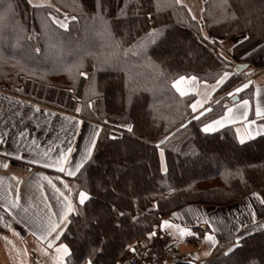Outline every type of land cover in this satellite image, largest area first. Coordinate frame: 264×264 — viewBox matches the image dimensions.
Masks as SVG:
<instances>
[{
	"label": "trees",
	"instance_id": "16d2710c",
	"mask_svg": "<svg viewBox=\"0 0 264 264\" xmlns=\"http://www.w3.org/2000/svg\"><path fill=\"white\" fill-rule=\"evenodd\" d=\"M34 5L0 0V51L1 42H8L21 52L5 50L6 59L0 56V86L102 124L90 161L71 177L73 203L78 190L91 198L78 206L81 215L72 214L62 237L71 241L68 264H83L90 251L101 247L95 264H121L130 247L169 213L191 204L229 205L253 192L264 197V136L239 145L232 126L211 134L200 131L201 123L224 114L232 97L222 94L244 82L245 74L235 72L219 87L211 111L199 121L192 120L190 107L196 95L180 96L172 87L181 75L214 82L233 70L219 55L218 38L248 33L249 39L234 48L235 57L252 48L263 32L264 0H205L202 19L195 21L174 0H102V8L98 0ZM55 17H68V29L53 24ZM202 25L216 43L202 39ZM154 29L157 42L147 44V58L127 51L142 40L147 43ZM37 47L41 52L33 51ZM237 96L252 97V89ZM125 124L132 125L131 132L120 127ZM161 149L166 172L161 171ZM121 154L128 166L115 161ZM196 229L203 233V227ZM249 229L227 257L224 246L233 240L223 241L205 261L171 264H264V229Z\"/></svg>",
	"mask_w": 264,
	"mask_h": 264
},
{
	"label": "crops",
	"instance_id": "0c3cea01",
	"mask_svg": "<svg viewBox=\"0 0 264 264\" xmlns=\"http://www.w3.org/2000/svg\"><path fill=\"white\" fill-rule=\"evenodd\" d=\"M40 1L37 3L32 2V4H46L45 0ZM204 2L205 0H183V4L187 5L188 9H191V14L195 15L198 20L202 19L203 11L201 9L204 8ZM263 26L260 28L263 29L260 34V40L239 57L234 56L233 50L239 44L247 41L243 40V37H249L248 33H242L230 38H218L219 53L222 52L223 57H226L233 64V70L226 71L229 73V77L236 72L235 67L237 64L247 65L242 71L246 76V80L241 84L247 83L249 80L252 81L247 88L252 89V97L244 99L249 100L248 119H255L258 124L264 123V121L255 116V109L258 104L264 108ZM202 29L203 34L212 37L205 25H202ZM229 49L232 50L229 51ZM246 53L249 54L246 55ZM0 56L2 59H6V51L1 50ZM215 82L199 81L197 79L194 82L185 81L181 87L185 89L186 94L195 93V102L200 100L203 108L209 109L210 105L214 103L215 92L221 86L216 87ZM214 87L215 91H213ZM228 92L222 94V97H229L227 95ZM241 100L243 99L233 100L232 96L227 105V108L233 109V114L236 117H239L243 111ZM37 108L39 111H36ZM203 108L199 110L202 111ZM70 120L71 122H69ZM77 120L82 121L78 129L75 123ZM229 126H232L234 130L238 127L242 128V121L238 119L236 124H229ZM101 127L96 122L47 107L40 102L13 94L7 91L4 86H0V136L8 133L4 137L5 143L0 144V264H54L56 255L54 248L48 249L47 241L40 237L46 234L44 222L50 216L47 206H51L52 212H60L62 204L57 198L58 194L43 177L50 178L52 183L57 188L65 191L66 194H68L67 190L63 188L61 181L69 183L70 186L72 185L73 191L75 183L74 181L70 183L71 177L59 173L56 169L45 168L43 160L39 164H33L30 161L33 158L40 159L38 153L49 148L55 150L50 153L55 159L59 150L66 148L69 142H72L73 147L76 148V151L71 154L72 157L79 159L83 149L88 145L94 130L96 128L101 130ZM20 132H24L23 138L20 137ZM33 139L40 146L39 149L32 145ZM6 152L12 153V155H4ZM17 154L22 159H15ZM4 162L9 164L7 169L2 167ZM13 176L16 177L15 180ZM57 177L60 179H57ZM73 191L70 193L71 196ZM17 193L20 196V207L12 208L11 205L16 199ZM261 198L264 197L261 196ZM248 205H251V209H249ZM25 208L27 212L24 211ZM5 209L9 210L6 211ZM253 210L257 214V221L264 223V206L259 204V201L252 196V193L228 206L188 205L163 216L161 221L169 220L171 224L180 228H189L196 235H185L181 239L179 231L175 227L165 228L162 231L172 234L176 239L178 245L176 260L187 259L192 262H201L209 259L216 249V247H210L209 242L203 239L204 234L211 233L215 235L219 244L222 240L221 238L233 236V232L237 229L245 230L240 227L241 223L246 225L247 229L251 228L250 211ZM173 213L176 215L173 216ZM51 218L55 219V217ZM205 219L209 221L211 227L203 223ZM199 226L203 227V233L196 229ZM151 240L145 237L140 243L147 244ZM42 249L46 250L47 254ZM205 252H209L210 255H204Z\"/></svg>",
	"mask_w": 264,
	"mask_h": 264
},
{
	"label": "snow or ice",
	"instance_id": "6c2138e0",
	"mask_svg": "<svg viewBox=\"0 0 264 264\" xmlns=\"http://www.w3.org/2000/svg\"><path fill=\"white\" fill-rule=\"evenodd\" d=\"M174 2L177 5H181L183 7H187V5H183V0H174ZM29 3H32V0H29ZM98 4H100L101 8H102V0H98ZM43 5H34V7H42ZM51 6V5H50ZM58 11V9H57ZM189 13H191V9H188ZM201 11H203V9H201ZM234 16V13H233ZM148 18L151 19V13L148 14ZM67 19V18H66ZM70 19L72 20H76L77 17L76 16H72L70 17ZM191 19L192 20H196L197 17L195 15H191ZM53 24H56L59 26V28L61 29H65L67 30L69 25L64 22L61 21L60 19H53L51 21ZM201 34H202V39L204 41H209L211 43H216L215 40H213L211 37H209L206 34H203V29L200 30ZM148 41L147 43L145 41H140L139 43H137L135 45L134 48H130L127 51L131 52V55L133 56H139V57H145L147 58V52H146V47L147 44H155L157 41L156 39H152L153 37H157V31L154 29L151 32L148 33ZM31 38V37H29ZM249 39L248 36H244L243 40H247ZM222 43V42H221ZM233 47H235V45H233ZM232 49H229V51H231ZM36 53L41 52L40 48H35L33 50ZM249 53H246V55H248ZM219 55L222 57L223 53H219ZM225 60L227 59L226 57L224 58ZM79 75L82 77H86L87 73L80 71ZM229 78V73L228 72H224L219 79L216 80L215 85L216 87H219L220 85H223L225 83V81ZM197 77L195 76H178V78L174 79L172 82V87L175 88V90L180 94V96H184L186 94L185 89L181 87V85L185 82V81H196ZM252 83V81H248L247 83H243L238 87H235L232 91H229L227 93V95L229 97L235 96L237 93H241L244 89H247L249 87V85ZM213 91H215V87L213 88ZM88 107L91 108L92 104L91 102H89ZM193 116H192V120H196L199 121L200 117L204 116L205 112L211 111V109L208 108H203V105L201 103L200 100H197L195 103L190 105ZM233 107H235V105H233ZM203 108L202 111H200L199 109ZM241 108L243 109V111L241 112L239 117H236L233 114V109L232 108H227L226 111L224 112V114L222 116H220L217 119H213L210 120L207 123H201L200 125V131L205 133V134H211V133H215L217 132L219 129L225 128L226 125L229 124H236L237 120L239 119L240 121H242V128L238 127L235 130V140L236 142H238L239 145H245L246 142L254 140L256 137L258 136H264V123H257V120L255 119H248V109H249V100L248 99H243L241 100ZM36 111H39V109L37 108ZM76 112H80L81 109L79 107H77L75 109ZM255 116L260 119L261 121H264V108L260 107L259 104L257 105L256 109H255ZM67 119V118H66ZM74 119V118H72ZM71 122V120L69 121ZM76 123V127L77 129L79 128V125L82 123V121H75ZM190 123V122H189ZM120 127H124L127 128V130L129 132L132 131V125L130 124H125V125H121ZM181 129H186L187 128V124L185 123H181L180 125ZM99 128H96L93 132L92 137L89 139V143L88 145L83 149L82 154L80 156L79 159H74L72 157V153L76 151V148L73 147L72 142H69L66 146V148H61L59 150L58 155L55 157V159H53V157L50 155L51 152L55 151L52 148H49L48 150L42 151L38 153V156L40 157V159L37 158H33L30 163L33 164H39L42 162V160L44 161L43 166L45 168H54L56 169L59 173H63L65 176L67 177H76L77 174L81 171L82 168H84L85 164L87 162L90 161L92 155H93V150L97 145V138L99 136ZM8 133H5L3 136H0V144L5 143V136H7ZM20 137H24V132H20L19 133ZM173 135L172 133H169V136ZM114 138V137H112ZM169 139L168 136H166L164 138L163 141H160L156 147L159 148L160 144H163L165 141H167ZM17 143H19L17 141ZM32 145L35 146V148L39 149V145L36 143V140L33 139L32 140ZM21 147H23L21 145ZM4 155H12V153H4ZM160 156H161V171L166 172L167 171V167L164 163L163 160V156H164V151L163 149L160 150ZM15 159H22V157L17 154L15 156ZM2 167L7 169L9 167V164L7 162L2 163ZM13 179L15 180L16 177L13 176ZM43 179H46L48 181V184L52 186V188L54 189V191L58 194V200L60 201V203L62 204V210L60 212H52L51 206L48 205V210L50 213L49 219L44 222V227L46 230V234L42 235L40 238L47 241V248L48 249H53L55 250V257H54V264H68V258L71 257L72 255V250L70 247V243L71 241H69L68 243L63 242L62 237H64L66 235V230L69 229V226L71 224V219L70 217L72 216V214H75L76 216L81 215L80 211H79V207L78 206H83L85 205L86 201L90 200V194L87 191L84 190H78V197L77 199V203H73V197L70 195V193L73 191V188L70 186L69 183H66L64 181H61V183L63 184V188L65 190H67V193L65 191H62L60 188H57L53 183L52 180L48 177H43ZM57 179H60L59 177H57ZM252 196L255 197L258 201L259 204L264 206V198H261L259 193H252ZM19 200H20V196L17 193L16 199L12 202L11 207L12 208H17L20 207L19 204ZM249 209H251V205H248ZM6 211H8L9 209H5ZM25 212H27V209H24ZM113 212H116V208L113 205L112 208ZM118 216L123 217L125 215L124 212H118L117 213ZM176 214L173 213V216H175ZM256 212L250 211V222L252 224V226L254 228L259 227L261 229H264V224H259V222L256 219ZM51 217H55V219L53 220ZM204 224L209 225V227H211V225L209 224V221L207 219H205L203 221ZM119 225L117 224V227ZM175 227L178 229L179 231V237L181 239L184 238L185 235H190V236H194L196 235V233H193L189 228H180L177 225H173L170 223L169 220H163L161 221L159 228L161 230L165 229V228H172ZM241 228H244L245 231H247V226L244 225L243 223H241L240 225ZM213 231H215V229H213ZM237 231L239 232V229H237ZM35 235V233H33ZM156 235V231H150L147 233V238L148 240H151L152 237H154ZM49 237H51V239H49ZM203 239L207 242H209L210 247L215 248L218 244V240L216 238L215 235L211 234V233H205L203 236ZM240 242H241V237L238 235L236 236L235 240L233 241H229L225 246H224V251L223 254L224 256H228L229 254L233 253L235 249H237L240 246ZM143 247V245H142ZM131 251L135 252L136 249L135 248H131ZM42 251L45 252V254H47L46 250L42 249ZM103 252V248H96L93 249L92 251H90L88 253V258L83 260V264H95L93 257L94 256H98L100 254H102ZM204 255H210L209 252H205Z\"/></svg>",
	"mask_w": 264,
	"mask_h": 264
},
{
	"label": "built area",
	"instance_id": "2783aa9c",
	"mask_svg": "<svg viewBox=\"0 0 264 264\" xmlns=\"http://www.w3.org/2000/svg\"><path fill=\"white\" fill-rule=\"evenodd\" d=\"M131 248H135L136 251H131ZM177 248L178 245L173 235L160 230L149 243L139 242L130 247L127 264H165L176 255Z\"/></svg>",
	"mask_w": 264,
	"mask_h": 264
},
{
	"label": "rangeland",
	"instance_id": "374dc122",
	"mask_svg": "<svg viewBox=\"0 0 264 264\" xmlns=\"http://www.w3.org/2000/svg\"><path fill=\"white\" fill-rule=\"evenodd\" d=\"M46 1V3L48 2V0H45ZM32 2H34V3H37V2H41L40 0H32ZM36 5H41V4H36ZM67 18V19H66ZM54 19H60L61 21H64V22H68V17H63V18H58V17H55ZM1 44H2V48L4 49V50H10L11 51V53H13V54H16V55H21V52H20V50L19 49H13V48H11L10 47V44L8 43V42H1ZM199 83H203V82H199ZM13 94H15V93H13ZM195 94V93H194ZM16 95H18V94H16ZM18 96H21V95H18ZM21 97H24V96H21ZM207 97V96H206ZM24 98H26V97H24ZM29 99V98H28ZM31 100V99H30ZM34 101V100H33ZM37 102V101H36ZM41 103V102H40ZM43 104V103H42ZM45 105V104H44ZM45 106H47V107H50V106H48V105H45ZM50 108H53V107H50ZM53 109H56V108H53ZM56 110H58V109H56ZM59 111H61V110H59ZM62 112H65V111H62ZM66 113H69V112H66ZM70 114H73V113H70ZM74 115H77V116H79L78 114H74ZM79 117H81V116H79ZM81 118H83V117H81ZM83 119H85V118H83ZM85 120H88V119H85ZM90 121H92V120H90ZM93 122H95V121H93ZM96 123H98V124H100L101 126H102V124L101 123H99V122H96ZM102 128V127H101ZM124 155L123 154H121V158H120V160H118V157L117 158H115V161L118 163L119 161L121 162V164L122 165H124V166H128V164H127V161H125L124 160V157H123ZM120 157V156H119ZM63 176V175H62ZM64 177V176H63ZM64 178H66V177H64ZM71 182L70 183H72V181H73V179H71L70 180ZM72 186V185H71ZM73 194V193H72ZM248 196V195H247ZM246 197V196H245ZM244 197V198H245ZM243 199V198H242ZM242 199H240V200H242ZM240 200H238V201H240ZM237 202V201H236ZM234 203V202H233ZM232 204V203H231ZM191 205H196V204H191ZM202 205H209V206H218V205H210V204H202ZM230 205V204H229ZM225 206H228V205H225ZM221 207V206H220ZM253 227V226H252ZM227 228V230H229V228L228 227H226ZM160 231V228H159V226H157L153 231H156V235L158 234V232ZM251 229H247V231H245V230H239V232L236 230L235 232H233V236H228V237H224V238H221L222 240L220 241V244H218V245H221V244H223V241H229V240H235V238H236V236H240V237H242L243 235H245L246 233H248L249 231H250ZM229 234V233H228ZM228 234H225V235H228ZM172 235V234H171ZM174 237V236H173ZM155 238V236L152 238V240ZM151 240V241H152ZM217 245V246H218ZM216 246V247H217ZM177 251H178V249H177ZM176 255H177V253H176ZM176 255L175 256H173L171 259H169L165 264H171L174 260H176ZM129 259V258H128ZM128 259L125 261V262H122L121 264H127V261H128ZM178 260V259H177ZM180 260H182V259H180ZM195 262H197V261H195Z\"/></svg>",
	"mask_w": 264,
	"mask_h": 264
},
{
	"label": "water",
	"instance_id": "95a60500",
	"mask_svg": "<svg viewBox=\"0 0 264 264\" xmlns=\"http://www.w3.org/2000/svg\"><path fill=\"white\" fill-rule=\"evenodd\" d=\"M246 64H237L236 65V67H235V71L237 72V73H240V72H242L243 71V69L244 68H246ZM239 97L237 96V95H235L234 97H233V100H237ZM229 104V102H226L225 103V105L227 106Z\"/></svg>",
	"mask_w": 264,
	"mask_h": 264
}]
</instances>
